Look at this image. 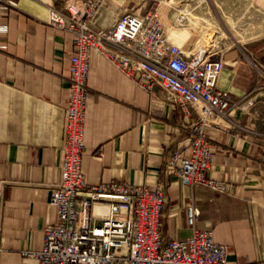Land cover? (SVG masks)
<instances>
[{"label": "crops", "instance_id": "0c3cea01", "mask_svg": "<svg viewBox=\"0 0 264 264\" xmlns=\"http://www.w3.org/2000/svg\"><path fill=\"white\" fill-rule=\"evenodd\" d=\"M14 1L0 4V23L6 26L0 32V264H37L21 252L39 250L44 227L57 218L48 199L61 179L74 47L68 30L47 22L48 7L63 0ZM229 1L165 0L157 9L170 40L188 51L203 43V16L220 35L227 19L219 9L235 7ZM243 1L264 14V0ZM156 6L155 0H105L97 20ZM184 7L187 19L177 24L175 15ZM217 45L224 61L217 84L240 105L233 114L236 129L206 130L213 149L207 176L225 181L224 193L191 186L164 169L167 158L188 143L195 111L184 113L158 86L145 89L96 51L90 55L81 168L88 184L116 180L150 189L162 184L164 242L190 234L189 202L198 214L196 227L227 246L230 263L264 264V45L241 48L234 40L228 47Z\"/></svg>", "mask_w": 264, "mask_h": 264}, {"label": "built area", "instance_id": "2783aa9c", "mask_svg": "<svg viewBox=\"0 0 264 264\" xmlns=\"http://www.w3.org/2000/svg\"><path fill=\"white\" fill-rule=\"evenodd\" d=\"M155 1L157 6L143 14L124 10L101 22L97 16L105 0H63L58 7H48L47 22L68 30L74 49L67 76L61 179L48 199L57 218L44 227L39 250L21 252L37 264H234L228 261L225 244L196 227L192 203L185 204L190 234L162 240V184L153 189L116 180L88 184L81 168L90 55L96 51L145 89L158 86L184 113L195 111L187 127L188 143L167 158L165 171L191 186L217 193L227 189L225 181L207 176L213 149L206 130L231 132L238 127L233 118L238 100L217 84L224 67L221 50L209 42L185 51L170 40L157 9L165 0ZM188 13L185 7L178 10L177 24L185 22ZM5 29L0 23V32Z\"/></svg>", "mask_w": 264, "mask_h": 264}, {"label": "rangeland", "instance_id": "374dc122", "mask_svg": "<svg viewBox=\"0 0 264 264\" xmlns=\"http://www.w3.org/2000/svg\"><path fill=\"white\" fill-rule=\"evenodd\" d=\"M229 2L235 7L219 9L224 19H227V23L218 28L220 35H214L217 25L214 27L210 19L203 16L207 28H205L206 33L203 35L202 42H219L221 47H228L234 40L235 44L241 48L264 45V14L243 0H230ZM222 42L226 43V46Z\"/></svg>", "mask_w": 264, "mask_h": 264}]
</instances>
